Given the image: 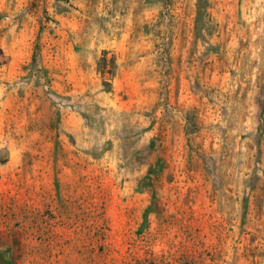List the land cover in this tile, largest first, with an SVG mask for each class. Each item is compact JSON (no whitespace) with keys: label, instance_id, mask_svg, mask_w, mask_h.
<instances>
[{"label":"rangeland","instance_id":"rangeland-1","mask_svg":"<svg viewBox=\"0 0 264 264\" xmlns=\"http://www.w3.org/2000/svg\"><path fill=\"white\" fill-rule=\"evenodd\" d=\"M0 264H264V0H0Z\"/></svg>","mask_w":264,"mask_h":264}]
</instances>
